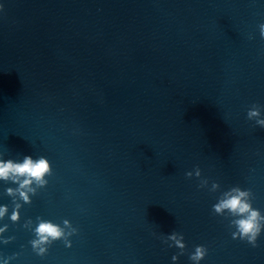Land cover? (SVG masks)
Returning a JSON list of instances; mask_svg holds the SVG:
<instances>
[{"label":"water","instance_id":"1","mask_svg":"<svg viewBox=\"0 0 264 264\" xmlns=\"http://www.w3.org/2000/svg\"><path fill=\"white\" fill-rule=\"evenodd\" d=\"M0 5V160L51 169L29 203L0 180V264H193L198 245L199 264H264V229L252 247L212 211L240 187L264 216V0ZM41 221L71 247L37 256Z\"/></svg>","mask_w":264,"mask_h":264},{"label":"clouds","instance_id":"2","mask_svg":"<svg viewBox=\"0 0 264 264\" xmlns=\"http://www.w3.org/2000/svg\"><path fill=\"white\" fill-rule=\"evenodd\" d=\"M3 6L0 5V9ZM261 38H264V23L259 25ZM260 112L256 109L249 110L247 113V118L252 119L253 117H259ZM257 125L261 128H264V119H257ZM51 173L49 161L41 156L38 159H33L30 155H25L22 162H14L11 159L0 160V180L8 181L11 180L12 183L18 184L16 189L9 188L7 193L10 196L19 195L20 199L24 203H29L28 193L35 192V189L31 187L33 182L36 183L38 187H43L47 184L45 177ZM199 167L194 168L193 171L186 172V177H192L193 175L200 176ZM207 181H202L199 187H202L206 184ZM218 187L217 184H213L212 188L215 190ZM251 195L250 190H241L240 187H232L228 191L222 194V197L217 200L212 206V211L215 215L221 216L225 213L231 214L233 217H238L231 221V225L235 228V231L231 233L232 239L239 238L242 241H246L252 247L257 246V238L260 235L262 229H264V216L261 215L258 209L252 207V204L249 200ZM20 205H17V209ZM7 212V206H0V217ZM10 219L15 222L19 219V212L13 210ZM66 227H69V222L64 221ZM7 225H5V228ZM4 229H0V232ZM36 238L30 241L32 251L37 256H45L48 251V246L57 240H61L64 243L65 247H71V241L67 238L64 233V230L58 225L53 224L49 221H41L36 228L34 229ZM75 232V229L72 230ZM68 235H71L69 233ZM11 239V238H9ZM9 239L4 240V243L7 244ZM184 237L182 234L173 232L168 235L167 241L171 243L168 244V247L171 248L175 246L180 250V255L184 253L185 244L183 242ZM207 254V248L203 245H198L195 247L193 253L189 255V259L193 264H199V262L204 259ZM16 254L13 256L6 257L3 260V264H9V260L15 258ZM178 256L173 255L171 260L173 264L177 261Z\"/></svg>","mask_w":264,"mask_h":264}]
</instances>
